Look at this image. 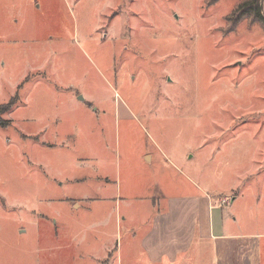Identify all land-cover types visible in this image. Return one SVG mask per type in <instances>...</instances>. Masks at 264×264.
I'll return each mask as SVG.
<instances>
[{
    "label": "rangeland",
    "instance_id": "1",
    "mask_svg": "<svg viewBox=\"0 0 264 264\" xmlns=\"http://www.w3.org/2000/svg\"><path fill=\"white\" fill-rule=\"evenodd\" d=\"M238 1L0 0V264L178 262L149 260L158 180L220 206L216 264H264V29L223 31Z\"/></svg>",
    "mask_w": 264,
    "mask_h": 264
},
{
    "label": "crops",
    "instance_id": "2",
    "mask_svg": "<svg viewBox=\"0 0 264 264\" xmlns=\"http://www.w3.org/2000/svg\"><path fill=\"white\" fill-rule=\"evenodd\" d=\"M262 8L264 13V0H262ZM142 156H146V153H142ZM148 157V162H151L156 158V156L152 155ZM155 184L159 187L158 194L160 196L159 198H156L158 201L157 203L154 201L152 202L151 207H153V213L150 214V216H146L145 223L149 222L152 224L155 218H161V221H163L162 225L167 228H164L165 230H163L162 228L156 227L155 231L157 234L167 232L168 240L165 242V247L163 245L162 248L159 246V241L157 240L155 243L157 245L155 251L153 250L151 253L152 255H150L148 251H145L146 256L150 255L149 260L166 258V256L172 257L173 259L180 257L181 260L178 262H172L176 264H181L183 262L184 264H197L198 256L202 255V253L207 250L208 252L213 253V261L207 260L201 264H216L219 261L217 255L219 242L217 243L216 241L218 239L228 241L229 239L239 238L237 237V234H228L224 231L226 229V222L223 220L222 215L217 217L216 222L213 221V213L210 210L220 206L212 205L213 199L207 195V193L201 191V189L195 184H192L190 189H187L184 185H176L175 183L172 184L168 181L160 182L158 180ZM153 185L154 184H150L149 186L152 187ZM175 187L176 189H174ZM142 194H144V198L149 199L150 195H147V193ZM235 198L236 197H232L228 203L232 205ZM159 200L160 203H162L161 209L157 208L160 206L158 204ZM173 218H175L174 223L172 221ZM166 219H169L170 221L166 223L164 221ZM177 222H179V227L175 231ZM219 223L220 227L217 233H214V230L217 229ZM148 226L150 225H144L143 235L148 234V232L152 230L151 226ZM151 242H153V239ZM167 244L171 247L166 249Z\"/></svg>",
    "mask_w": 264,
    "mask_h": 264
},
{
    "label": "trees",
    "instance_id": "3",
    "mask_svg": "<svg viewBox=\"0 0 264 264\" xmlns=\"http://www.w3.org/2000/svg\"><path fill=\"white\" fill-rule=\"evenodd\" d=\"M220 0H204L205 6H211ZM248 21L249 23H258L264 29V13L262 0H239L234 7L225 15V27L223 31H233L239 23ZM13 105L12 101L0 105V126L4 127L9 124L8 120L1 115L8 111Z\"/></svg>",
    "mask_w": 264,
    "mask_h": 264
},
{
    "label": "built area",
    "instance_id": "4",
    "mask_svg": "<svg viewBox=\"0 0 264 264\" xmlns=\"http://www.w3.org/2000/svg\"><path fill=\"white\" fill-rule=\"evenodd\" d=\"M229 201H228V199L227 198H223L222 200H221V204H225V203H228Z\"/></svg>",
    "mask_w": 264,
    "mask_h": 264
}]
</instances>
